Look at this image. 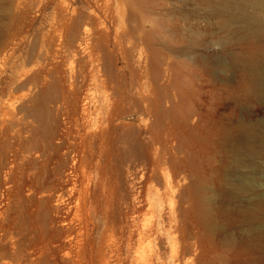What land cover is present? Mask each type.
Returning <instances> with one entry per match:
<instances>
[{"label":"rangeland","instance_id":"1","mask_svg":"<svg viewBox=\"0 0 264 264\" xmlns=\"http://www.w3.org/2000/svg\"><path fill=\"white\" fill-rule=\"evenodd\" d=\"M54 1L0 0V28L7 23L6 15L13 12L15 8L14 12L18 15L21 13V19L24 22L32 24L26 28V37L23 39L18 53L5 63H0V89L4 88L5 90L0 92V168H7V171H12L14 176V182L8 187L12 194L10 198L0 195V209L5 208L8 212L5 218L6 221L9 220L7 223L14 227L18 223V226L26 227L28 230L31 228L36 230L40 228L38 224L41 225L37 219L42 220L44 229L38 234L33 232L32 236H37L38 240L41 238L51 240L53 245L58 247L59 260L62 256L71 258L67 252L70 243L67 228L70 222L78 221L77 217H80L82 213L76 209L75 202L68 204L65 200V204H61V199L58 196L61 193L65 195V191L70 187L67 181L75 179V172H71L72 169L69 168H78V176L82 171L84 183L87 182L85 178L90 177V188L95 184V188H92L90 193V200L92 199L94 202L91 201L89 207L95 209L97 215L93 216L91 228H95L94 224L100 222L98 217L103 210H107L109 213L108 205L112 202L111 199L113 197L115 200L120 198L121 194L115 187L116 183L119 182L123 186L124 182H130V179L135 176L134 183L139 199L142 200V205L137 206L140 209L137 213V221L145 236L141 244L136 243L132 246L131 255L139 257L143 261L141 263L161 264L174 261L175 264H264L259 261L262 257L264 259V250H258L255 246L256 242L253 240L254 237L247 236L249 229L254 234H257L255 231L258 228L264 229V222H262L264 218V160H261L262 165L256 172L254 194L248 195L246 198L223 201L214 197L216 190L225 188V179L228 178L225 149L218 132L235 127L240 121L259 120L264 115V109L253 102L243 104L234 101L232 95L237 93L238 87V75L234 70L223 68L219 71L220 73L218 72L221 68L218 65L221 49L217 40L227 33V30L221 28L220 19L210 15L211 10L204 0H92L88 5L77 3L78 0ZM19 2L21 4L16 7ZM43 4H46L44 12L40 8ZM54 7L63 8L68 16L72 14L75 7L78 10L76 15L82 16L81 22H86L84 28L88 26L86 29L88 33L92 34L98 29L108 32L110 30L111 41L114 36L117 37L115 46L119 44L118 51L124 56V59L119 61L118 66L123 65V71L118 72L117 82L112 83L114 89L127 92L135 101L142 98V96L139 97L141 94L144 98H155L159 94L160 98L165 95L163 91H168L166 94H170V97L174 96V93H179L175 101L184 103L186 100L185 105L189 104L200 111V115L195 117L192 123L196 125L194 134L203 136L204 141L190 143L189 156L184 153L179 155V158L185 157L190 168H197V171L193 175L195 178L192 176L188 180L191 183L192 209L186 219L185 229L182 231L178 229L172 233L171 236H174L172 239L175 241L167 243L169 236L165 237V232L158 234L157 239H155L156 234L149 232L156 216L152 207L149 206L152 194L148 191L150 183L146 182L148 171L146 168H160L157 163L158 157L163 155V148L167 145L176 146L179 141V138L175 137L174 139L170 135L171 130H165V124L157 123L153 113L124 105L122 113L112 122L114 130L109 131V143L106 146L108 152L105 156L103 153H99V151L101 152L100 140L93 139L91 141L88 139L91 149L83 157L82 154L71 151V147L80 142L79 135H91L93 131H98L100 124L92 126V122L103 120L111 108L102 105L100 109L101 102L96 99L100 94L94 90L92 81L86 80L85 83L80 84L78 83L79 79L76 81L77 83H74L76 90L79 89V100L71 110L72 112L74 109V115L63 108L53 109V106L45 123L47 130L45 128L38 129L37 132L34 131L37 133L35 138L37 136L41 138L42 134L43 136L45 134L52 135L51 144L60 146L58 154L52 151V154H48L49 152L43 151L41 146L35 149L30 148L31 151L27 150V145H30V140L26 138L29 135L28 129H22L21 135H17L18 129L24 128L28 123L35 129L36 123L25 115V111L30 105L29 99L32 100L33 97L39 96L37 94L41 87L37 85L33 88V83H30L18 89L20 81L8 86V77L13 71L16 70L19 77L24 72L31 75L39 70L42 62H45L48 69L57 68L61 76L67 78L68 71L76 72L85 59L84 56L87 52L85 45L69 44L68 37L63 41L66 44L56 42L53 47L54 53L52 52L47 59L27 58L28 56L25 54L27 45L33 43L39 37L40 31L47 25L46 22L43 23L42 15L51 17ZM139 15L145 18V20L143 19L145 22L142 24L137 22ZM32 18H34L33 21ZM89 18H96L97 24H94ZM22 20L19 23L23 24ZM79 36L84 37L85 35L80 31ZM188 39L190 42H196L195 49L182 54L177 52L183 44L189 43ZM58 43H60L59 46ZM39 45L43 44L40 42ZM70 45L76 47V52H70ZM93 46L97 48L95 54L100 55V65L102 64L109 72L114 67L115 53L110 51L109 46H106L104 39L97 38L96 41H93ZM67 56L71 57L69 58L71 61L66 58ZM137 63L138 65H136ZM96 64L98 63L95 62L94 65ZM124 65L127 66L124 67ZM85 71L88 74V79L89 68H86ZM65 84L68 85V81ZM130 88L134 89L133 92L129 91ZM137 89L139 91H136ZM157 89L161 90L160 93ZM181 93L186 95L181 96ZM136 94L139 96L135 97ZM88 95L96 97L93 101L86 102L85 97ZM22 106L26 110L23 108L20 110ZM83 109H87L90 114L86 116ZM25 119L29 122H26ZM100 123L106 128L104 121ZM153 125L159 127V140L156 141L147 131ZM178 128L177 126L171 127L174 131L179 130ZM187 131L188 128L183 130L184 134L181 138L185 137ZM38 132L43 133L39 134ZM102 157L104 158L102 159ZM57 159L63 165L60 167L63 168V172L60 174L61 179L55 181L52 168L56 165ZM34 168L43 169H40L38 179L31 181L27 176L36 173L37 170ZM113 168H118L120 171L119 180L116 179ZM130 168L133 173L132 177L127 173ZM161 168H172V166ZM168 171L169 169L160 171V184L159 182L153 184L158 189L162 188L165 172ZM243 171L250 172L245 168ZM199 173H204L210 179L208 190L202 195L197 192L199 191L197 187ZM186 182L187 180L184 181V184ZM32 183L41 189L38 194L28 193ZM205 196L210 199L208 205L200 202ZM17 197H22V204L16 202ZM173 198L164 199L163 205L166 208L164 211L167 212L173 208L174 220L172 224L180 226L181 217L178 211L180 206L178 198L175 195ZM134 204L136 205V203ZM201 205L203 208H208L216 231L210 232L200 223L199 217L196 215H198L197 209ZM36 207L41 209L40 212H37ZM101 230V224L98 230L94 229L91 236L92 242L94 238L98 239ZM160 239L163 241L161 242ZM72 255L74 254L72 253Z\"/></svg>","mask_w":264,"mask_h":264},{"label":"bare ground","instance_id":"2","mask_svg":"<svg viewBox=\"0 0 264 264\" xmlns=\"http://www.w3.org/2000/svg\"><path fill=\"white\" fill-rule=\"evenodd\" d=\"M90 1L92 0H78L77 3H85L88 5ZM204 3L210 8V15L214 18L220 19L221 28H223V30H227V33L217 40L221 49V56L218 58V65L221 66V68H219L218 72L223 68H230L237 73V93L232 95L234 101L236 103L239 102L243 104L246 102H253L264 109V0H204ZM20 4L21 2H19L16 7ZM40 8L44 12V10H46V4L41 5ZM14 10L13 12L6 15L7 23H5L0 28V63H5L14 57L16 53H18L21 43L26 37V28L29 25L32 26L31 23L28 24L21 19V13L18 15V13L14 12ZM77 11V8L74 7L72 14L68 16L63 8L54 7L51 17L42 15L41 18L44 20L43 23L46 22L47 25L45 29L40 31L39 37L36 38L33 43L27 45L25 51L28 59L31 57H36L44 60L47 59L50 54H52V52L54 53L53 47L56 45L57 41L66 44L63 41L66 37H68L69 44H84L85 49L87 50L84 56V62L82 65H80L76 72L68 71V76L66 75V78L61 76L60 71L57 68L48 69L49 67L47 68L45 66V62H42L43 64L41 63L42 65L39 70L33 74L31 73V75H28L27 72H24L22 73V76L25 77L23 78L21 75L19 77L17 71L14 70L13 73L8 77V86L16 81H20V84L17 86L18 89L27 86L30 83H33V88L37 85L41 87L39 94H37L39 96L33 97L32 100L29 99V110H26L23 108V106L20 108V110H26H24L25 115L32 118V121L34 120L36 127L34 126V129L33 126L31 127V124L28 123V125L24 126V128L18 129L17 135H21L22 129H28L27 131L29 132V135L25 137L30 140V145H27V150L31 151L30 148L35 149L41 146L43 151L49 152L48 154H52V152H56L58 154L60 146L58 147L57 145L51 144L50 141L52 140V135L50 136L49 134H45L43 136V132H40L42 137L39 138L37 136L35 138L37 134L35 132H37L38 129L43 130L46 128L47 130L45 123L53 106V109L56 107L57 109L63 108L74 115V109L72 112L71 110L73 105L76 106L79 100V89L76 90L74 83H77L76 81L79 79L80 81L78 83L80 84L85 83L86 80L92 81L94 90L98 91L100 94L99 98L94 95L86 96V102L89 100L93 101V99L96 97L97 101L101 102L100 109L102 105L111 108V110L107 111L103 120H95L92 122V126H95L97 123L100 124L98 131H93L91 135H79L80 142L77 145L75 143V145L71 147V151L82 154L83 157L86 156L89 153V149H91L88 139L91 141L93 139H99V148L101 149V152L99 151V153H103L105 156L106 152H108L106 146L109 143V131L111 129L114 130V128H112V122L114 118L116 119V117L122 113L121 110L123 109L124 105H129L128 107L132 106L134 108H141L145 111L148 110L149 112L153 113L156 117L154 118L156 119L157 123L159 124L160 122L161 124H165V130H171L170 135L174 139L175 137L179 138V141L176 146L167 145L163 148V155L158 157L157 163L160 168H146L148 170L146 173V182L148 184L150 183V189H148V191L150 194H152V201L149 202V206L152 207L156 216V220L150 227L149 232L151 234H156L155 239H157L158 234L165 232V237L169 236L167 237V243L175 241L172 239L174 238V236H171L172 233L178 229H181V231L185 229L186 219L192 209L191 183H189L188 180H190V178H192V176L197 171V168H190L189 162L186 161L185 157L179 158V155L184 153L185 155L189 156L190 143L204 141L203 136H197L194 134L196 125H193L192 123V120L200 115V111L196 110L189 104L185 105L186 100L184 102L185 104L182 101H175L179 93H174V96L170 97V94H166L168 91H163L165 92L163 97L159 98L158 94V97L155 96V98H144L142 94L140 96L137 95L140 92H136L137 94L135 97L142 96V98L138 101H135L127 92L120 91L117 88L114 89L112 83L118 79V72L123 71V65L118 66L120 63L119 61L124 59V56L118 51V49H120L119 44L116 45L118 46L117 48L115 46L117 37L114 36L113 41H111L109 33L110 30L108 32L107 30L98 29L92 34L88 33L86 30L88 29V26L84 28V24H86V22H81L82 16L76 15ZM33 19L34 18L31 20L33 21ZM89 19H91L94 24H97L96 18ZM134 19L136 20V18ZM143 19L145 20L142 15H139L137 22L142 24V22H145ZM21 20L23 21V24L19 23ZM18 24H20V27H18ZM80 31H82L83 35H85L84 37L79 36ZM97 38L104 39L106 46H109V48H111L110 51L115 53L116 58L114 61V67H112L109 72L102 64L100 65V55L98 56V53L95 54L97 48L93 46V41H96ZM189 39L187 41H189ZM168 41L170 42V40ZM40 42L43 45H39ZM60 43H58V46ZM170 43H172V41ZM195 47L196 42L189 41V43L183 44L180 48H178V51L176 49L175 50L182 54L194 50ZM69 48L71 53L76 52V47L74 45H70ZM66 58L69 59L71 57L67 56ZM95 62L98 64L94 65ZM124 64L126 63L124 62ZM136 65H138V63ZM94 66H96V68H94ZM126 66L124 65V67ZM86 68H89L88 79V74L85 71ZM67 81L68 85L65 84ZM130 90L132 91L134 89L130 88L129 91ZM3 91H5L4 88H1L0 92ZM136 91L139 90L137 89ZM36 92L38 93L37 90ZM184 94L185 93H181V96H184ZM83 110L86 116L90 114L87 109ZM103 121L106 123V128L101 126L100 122ZM26 122L29 121L26 120ZM173 126L179 127V130H172L171 127L173 128ZM186 128H188L187 134H185V137L181 138V136L184 134L183 130ZM158 130L159 127H154V125L147 130L148 133H150L149 135H152L155 138V141L159 140ZM46 135L49 136L47 137ZM218 135L220 136L225 149V165L226 168H228V178L226 177L225 179V188L216 190L214 192V197L223 201L227 199L246 198V196L254 194V181L256 172H258V169L262 165L261 160H264V115L261 119L255 120L253 122L240 121L235 127H229L224 129V131L222 130L218 132ZM103 158L104 157H102V159ZM61 166H63L61 161L59 162V159H57L56 165L54 168H52L55 181H57V179H61L60 174L63 172V168H60ZM165 166H172V168H161ZM244 168L250 170V172L246 173L243 171ZM40 169L42 170L43 168H34V170H37L36 173L33 175L28 174L27 177H29L31 181H36L39 176L38 173L41 171ZM69 169H72L71 172H75V179L73 181L68 180L67 184H70V187L66 191L64 189L65 195L64 193H61L58 196L61 199V204H65V200L68 204L75 202L77 207L76 209H79L82 213L80 217H77L79 220L74 223L70 222L67 228L68 236L70 238L67 252L70 254L71 258H65L62 256L59 260L60 254L58 252V247H55L51 240L48 241V239L46 240L42 238L38 240L37 236H32L33 232H37L36 234H38L44 229L42 226V220L37 219L41 225L39 226L38 224V227L40 228L36 227L38 228L36 230H34L35 228L33 230L32 228L28 230L26 227L18 226L16 220V226H10L7 223L9 220H5L7 217L6 213L8 214V212L5 208H3L0 209V264H83L86 262L91 264H146L141 263L143 261L139 257H134L131 255L132 246L136 243L141 244L145 236L144 231L140 229L137 221V213L140 210L137 206L142 205V200L139 199L140 197L138 196V190L134 183L135 176L130 179V182H124L123 186L119 182L116 183L115 187L121 194V196L119 195L120 198L115 200L113 199L115 197H113L111 199L112 202L108 205L110 207L109 213L107 210H103V212L100 213V216L98 215V220L100 222L94 224L95 228H91L90 226L93 224V216L97 215L95 209L93 210L91 207H89L91 201L92 203L94 202V200H90V193L92 188H95V184L92 186V188H90V177H86L85 179H87V182L84 183L82 171H80V175L78 176V168ZM105 169L107 171L106 167ZM113 169L116 179L119 180L120 171L118 168ZM168 169L169 171L165 172L164 181L161 184L162 188L158 189V187L153 184L154 182H159L160 171H167ZM101 171L100 173H102ZM11 172L12 171L10 170L7 171V168H0V195H6L9 198L12 194L11 189L8 187L9 184L11 186V184L14 182V176L12 175L13 172ZM103 172L105 171L103 170ZM127 173L129 176H133L131 168L127 170ZM193 178L195 177L193 176ZM185 180H187L186 184H184ZM209 183L210 179L205 176L204 173H201L197 182V187L200 192H197L200 193V195L206 193ZM97 184L100 185V183ZM40 190L41 189L38 186H35L32 183L28 193L38 194ZM174 195L178 198L177 200L180 206L178 210L181 217L180 226L172 224L174 220L172 214L174 212L173 208L170 209V211H164V209H166L163 205L164 199H172ZM21 198L17 197L16 202L22 204ZM103 200L105 199L103 198ZM209 200V197L205 196L203 197V201L200 202H204L206 205H208ZM57 203L59 202L57 201ZM134 203H136V205ZM36 208L37 212H40L41 209L38 207ZM197 213L198 215L196 216L199 217V221L205 227V229L209 230L210 232L216 231V227L211 220L208 208H203L201 205L198 207ZM262 222H264V218L262 219ZM100 224L102 225V230L98 236V239L94 238V241L92 242L91 236L93 231L94 229L98 230L100 228ZM174 227L175 229H173ZM256 232L257 234H254L249 229L247 231V236H253V240L256 242L255 246L258 248V250L262 251L264 250V229L258 228L255 233ZM160 240L161 242L163 241V239ZM72 253L74 255H72ZM259 261L264 262L263 257ZM161 264H175V262L170 261L168 263Z\"/></svg>","mask_w":264,"mask_h":264}]
</instances>
